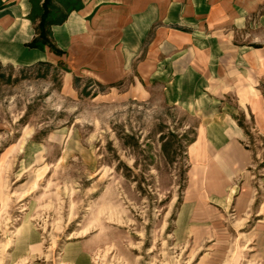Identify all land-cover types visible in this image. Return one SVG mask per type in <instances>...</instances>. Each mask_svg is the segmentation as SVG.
<instances>
[{"label": "rangeland", "instance_id": "obj_1", "mask_svg": "<svg viewBox=\"0 0 264 264\" xmlns=\"http://www.w3.org/2000/svg\"><path fill=\"white\" fill-rule=\"evenodd\" d=\"M200 119L155 84L0 65V264H264V129L239 121L250 162L223 174Z\"/></svg>", "mask_w": 264, "mask_h": 264}, {"label": "crops", "instance_id": "obj_2", "mask_svg": "<svg viewBox=\"0 0 264 264\" xmlns=\"http://www.w3.org/2000/svg\"><path fill=\"white\" fill-rule=\"evenodd\" d=\"M42 1L1 0L0 65L59 62L99 84H155L212 132L223 174L248 166L239 121L264 129V0H51L59 56L27 47Z\"/></svg>", "mask_w": 264, "mask_h": 264}, {"label": "trees", "instance_id": "obj_3", "mask_svg": "<svg viewBox=\"0 0 264 264\" xmlns=\"http://www.w3.org/2000/svg\"><path fill=\"white\" fill-rule=\"evenodd\" d=\"M51 0H43L42 9L43 13L39 19V22L35 28V37L33 40L27 45L28 48L44 50V48H48L49 51L54 53L55 55H60L61 53L54 47L51 42L50 36V25L51 22L48 21V12L47 7L49 6ZM5 6L0 0V15L5 13L3 9Z\"/></svg>", "mask_w": 264, "mask_h": 264}]
</instances>
